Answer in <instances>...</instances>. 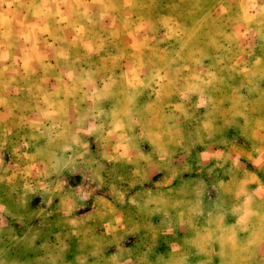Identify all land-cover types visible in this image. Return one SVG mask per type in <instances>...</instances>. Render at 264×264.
I'll return each mask as SVG.
<instances>
[{
	"label": "clouds",
	"instance_id": "obj_1",
	"mask_svg": "<svg viewBox=\"0 0 264 264\" xmlns=\"http://www.w3.org/2000/svg\"><path fill=\"white\" fill-rule=\"evenodd\" d=\"M216 3L227 9V21L242 24L245 31L228 37L227 46L216 44L214 52L201 51L194 59L188 40L199 31L198 24L189 28L187 20L178 22L172 13L162 17L165 0H0V9H36L31 14L37 23L24 35L26 43L35 41L36 31L61 42L56 63L46 65L38 53L29 55L36 52L35 43L30 50L22 49L23 57L10 54L13 44H0L5 49L0 64L12 60L0 67V108L14 117L0 119V185L7 182L14 197L13 208L0 201V264H26L17 251L35 250L36 234L17 235L6 222L11 217L23 226L22 212L34 196L45 205L40 215L59 197L56 211L66 223L80 225L78 231L89 220L101 226L107 221L105 230L92 236L85 264L87 258L92 264H264V193L257 197L255 189L239 179L250 175L239 163L241 155L264 172V115L253 116L257 105L264 106V89L257 83L264 81V60L250 49L253 60L238 67L232 48L235 39L252 33L264 56V0H236L235 8L232 0ZM109 10L126 19V14L136 15L137 32L144 26L158 31L166 20L164 26L170 24L175 31L168 28L165 39H174L178 47L158 51L138 42L129 46L131 52L117 50L113 55L97 43L92 30L93 17L103 21ZM68 28L77 33L71 41L63 35ZM0 40L8 41L9 33L0 31ZM21 60L24 75L18 80L6 77L9 71L17 72ZM121 60L130 66H121ZM31 61L41 64L42 75ZM237 72L247 83L235 90L233 115L243 117V123H234L250 152L228 147L223 163L208 166L196 146L215 131L218 85ZM10 87L17 96H5ZM217 168L230 177L227 182ZM79 176L88 188L83 195L80 181L73 179ZM96 193L92 211L73 218ZM124 209L134 210V215L124 216ZM155 215L162 216L158 225L150 222ZM141 231L146 237L171 239L157 251L155 240L140 238ZM39 247L45 256L36 264H48L49 257L51 264H63L62 243ZM109 247L114 250L106 256Z\"/></svg>",
	"mask_w": 264,
	"mask_h": 264
},
{
	"label": "rangeland",
	"instance_id": "obj_2",
	"mask_svg": "<svg viewBox=\"0 0 264 264\" xmlns=\"http://www.w3.org/2000/svg\"><path fill=\"white\" fill-rule=\"evenodd\" d=\"M25 4L29 3V0H24ZM168 7L165 11L161 12V16L165 17L168 13H172L174 16L179 17V20H187V27L191 28L194 22H197L199 31L188 40L189 48L193 50L194 59L200 58L201 51H207L212 53L215 51L216 44H225L227 46L228 37L234 36L236 32H244L245 28L242 24L232 23L227 21V16L229 13L227 9L216 3V0H165ZM233 6L235 8L236 0H232ZM68 11L67 9H62ZM159 10V9H157ZM36 11V9L29 7H21L19 5H13L11 8L0 9V20H2L3 27L0 31L9 33V40H0V44H4L5 48L8 43L14 45L13 48L8 49L10 54H14L16 57H23L24 52L22 49H31L32 44H36V52L29 51V55H40L44 65L55 64L56 61L54 57L56 56V49L61 42L54 41V39L49 36L48 33L41 34L39 31L34 33L35 41L25 42L23 38L26 33L31 32L29 28L30 25L37 23V18L31 13ZM83 11V9H81ZM91 12L95 13L97 9H90ZM147 11V10H145ZM154 14V13H152ZM129 18L120 16L111 10H109V15L103 21H99L98 17H93V32L99 37L97 43H103L104 47L109 51L116 54L117 50H124L125 53L131 52L132 48L130 45H134L138 42H144L149 45V48H154L156 50H163L169 48L171 45H176V41L166 40L165 31L171 28L175 31L172 25H167L165 20L158 31H154L152 28L144 26L139 32L135 29L140 25V21L137 20V16L134 14H126ZM220 17L221 19H217ZM87 31V29H86ZM132 32V35H128ZM59 35V33H58ZM63 35L68 41H71L73 37L77 35L73 28L65 29ZM147 38V39H145ZM185 39L188 37L185 35ZM159 42V43H158ZM259 39L256 35L249 33L247 36H239L232 43L233 48V62L238 63V67H244L253 57L249 55V50H253L254 57H259L264 60V56L261 55L260 48L258 47ZM95 46V45H94ZM178 47V45H176ZM199 49V51H197ZM5 49L0 48V51ZM146 51L147 49H142ZM104 53H101L103 55ZM44 57H47L44 59ZM23 60L16 64L17 72H7L6 77H16L18 80L20 76L24 75V70L21 67ZM121 66H130V61L121 60L118 61ZM209 60H204V64H209ZM4 64L11 65L12 60L10 59ZM0 64V67L4 66ZM31 67L37 68V75L43 74V69L40 63L36 61L30 62ZM117 71L120 69L117 68ZM50 84L54 85L56 81L50 79ZM242 83H247V77L243 73L237 72L233 74L232 79H225L224 84L218 85V90L214 95V99L217 103V108L215 111L216 120L214 121L212 127L215 129L212 135H207L203 140L202 144L196 146V151L200 152L201 159L208 165L213 166L218 162L223 163V156L228 150V147H234L236 150L242 153L250 152V145L247 141L239 135V128L236 126L234 121L238 124L243 123V117H237L233 115V104L236 100L235 90L240 87ZM259 87L264 89V81H257ZM241 94H246V89H240ZM255 95V94H253ZM5 96L15 97L17 92L14 91L13 87H10ZM206 104V102H205ZM204 109H201L203 112ZM18 114V113H17ZM264 115V106L257 105L255 111L253 112L254 117H259ZM0 119H7L9 121L13 120L14 117L8 113L7 109L0 108ZM7 159V157H6ZM239 163L246 165L247 172L250 174L245 177H239L245 184L249 187L255 189V195L257 197L264 193V188L260 185H264V172H258L253 168L252 164L248 161L247 155H241ZM225 168L230 167L224 165ZM224 176L225 181L230 178L225 175L220 168L216 169ZM73 179H78L81 186V194L83 195L87 190V184L84 176L74 177ZM73 189L77 188L76 184L72 185ZM102 191H107V188ZM99 193L94 194L85 202V209H81L73 213V218L80 217L84 214V211H92L93 202L95 196ZM111 203V198L106 197ZM40 197L34 196L31 202L27 206V210L22 212L23 216V226L20 223L12 220L11 217L6 218L7 224H9L16 232L17 235H23L26 231H31L36 234L37 239L35 240L36 248L32 251L18 250L17 254L26 257V264H36L38 258L44 257L45 252L40 250V245L42 243H47L51 245H64V254L60 258L63 264H85V254L91 250L92 245L90 240L93 235H99L108 226L107 221H104V225L101 226V222L98 220H89L87 225L83 227L82 231H78L80 225H70L66 223L63 216L56 211L57 206L60 204V199L57 197L53 200L51 208L47 210L44 215H40V210L45 208V205L40 204ZM0 201L8 205L9 208L14 207V197L10 195L8 183L0 185ZM119 208V205H116ZM124 216H133L134 210L131 212L127 209L123 210ZM162 219L161 215H155L151 217V223L153 225H158ZM146 234L141 231L140 238H145ZM148 239H154L157 245L156 250L161 251L165 249L164 241L166 239H171V236L157 235L155 237L148 236ZM130 247H135L131 245ZM113 247H109L105 250V255L110 256ZM81 259L78 261L77 258ZM51 257H49L48 264H51ZM57 264H60V260H57ZM87 264H92V259L87 258ZM218 264V261L216 262Z\"/></svg>",
	"mask_w": 264,
	"mask_h": 264
}]
</instances>
